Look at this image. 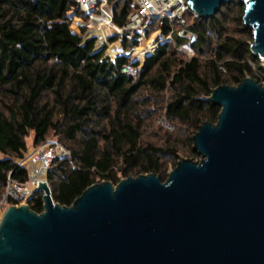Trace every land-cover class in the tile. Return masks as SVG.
<instances>
[{
	"label": "trees",
	"instance_id": "16d2710c",
	"mask_svg": "<svg viewBox=\"0 0 264 264\" xmlns=\"http://www.w3.org/2000/svg\"><path fill=\"white\" fill-rule=\"evenodd\" d=\"M75 6L73 0H0V200L9 178L29 181L18 161L31 133L36 147L51 133L75 145L71 157L54 161L48 174L55 203L70 207L94 184L162 176L165 159L176 158L181 140L167 134L165 147L145 142V118L160 114L170 125L180 124L197 158L194 136L203 124H215L221 112L208 100L212 91L264 77L238 0L222 5L212 19L187 18L186 28L198 38L196 58L187 61L172 45H163L137 80L122 73L127 58L103 60L104 51L95 53L92 41L83 44L74 34L79 24L71 27L69 13ZM150 45L137 54L152 53ZM28 205L41 214L43 195L37 193Z\"/></svg>",
	"mask_w": 264,
	"mask_h": 264
},
{
	"label": "water",
	"instance_id": "95a60500",
	"mask_svg": "<svg viewBox=\"0 0 264 264\" xmlns=\"http://www.w3.org/2000/svg\"><path fill=\"white\" fill-rule=\"evenodd\" d=\"M231 0H189L203 19ZM264 65V0H238ZM209 102L218 121L193 138L200 161L87 188L70 207L48 182L43 212L9 206L0 220V264H264V86L222 85Z\"/></svg>",
	"mask_w": 264,
	"mask_h": 264
},
{
	"label": "built area",
	"instance_id": "2783aa9c",
	"mask_svg": "<svg viewBox=\"0 0 264 264\" xmlns=\"http://www.w3.org/2000/svg\"><path fill=\"white\" fill-rule=\"evenodd\" d=\"M75 8L69 13L71 23L79 21V35L83 44L94 43V52H102L103 60L116 63L121 57L129 60L122 73L137 80L150 57L157 54L166 44L172 45L185 60L196 58L193 47L198 38L187 27V18L192 22L203 20L194 13L189 0H73ZM117 20H124L123 25ZM156 38V40H154ZM180 40V43L178 42ZM151 42L152 53L141 58L137 54ZM118 45V48L116 47ZM119 49L115 55L110 49ZM253 68L254 65L251 64ZM264 69V65H261ZM224 70L223 68H221ZM264 86V77L259 81ZM170 129V125H166ZM71 154L59 143L48 142L40 151L34 152L28 161L29 181L21 184L9 178L5 194L0 200V220L9 206L27 204L37 194L42 182H48V174L54 161L67 159ZM44 180H40V178ZM14 202H19L14 204Z\"/></svg>",
	"mask_w": 264,
	"mask_h": 264
},
{
	"label": "rangeland",
	"instance_id": "374dc122",
	"mask_svg": "<svg viewBox=\"0 0 264 264\" xmlns=\"http://www.w3.org/2000/svg\"><path fill=\"white\" fill-rule=\"evenodd\" d=\"M75 20L71 23V27L74 25ZM230 29L235 30V27L238 25L234 23H229ZM71 29V28H70ZM81 29L78 28V31H76L77 34H79V31ZM81 32V31H80ZM140 55V54H139ZM145 55H143L144 58ZM152 108V107H151ZM146 126L144 128V141L147 143H153L159 147H165V136L167 134L173 135L174 138L180 139V144L177 145V151H176V158L172 159H165L164 162V169L162 176H159L163 182H166L169 178V173L174 170L176 167L174 165L175 162H180L182 159H192L194 161H200V157H192L191 156V149L192 145L186 140L187 138L185 135H181L179 133L180 129H182L180 124L172 123L171 125L168 123V121L165 119L164 116H161L160 114H157L155 116L150 115L149 117L145 118ZM167 124L170 125V129L167 128ZM191 136H193L191 134ZM27 141V147L28 150L24 155V159L22 161H18L26 166V168H29L28 161L30 160V157L34 152L40 151V148L42 147H36L34 144V134L31 133L30 136L26 139ZM48 142H54L61 144L70 154L72 149L74 148V144L70 143L68 141L63 140L60 138L57 134L51 133L48 137ZM46 144V143H45ZM71 157V156H70ZM69 157V158H70ZM67 158V159H69ZM121 175V174H120ZM28 204V203H27ZM24 205V204H22Z\"/></svg>",
	"mask_w": 264,
	"mask_h": 264
},
{
	"label": "bare ground",
	"instance_id": "6f19581e",
	"mask_svg": "<svg viewBox=\"0 0 264 264\" xmlns=\"http://www.w3.org/2000/svg\"><path fill=\"white\" fill-rule=\"evenodd\" d=\"M77 23L79 24V21L77 20ZM40 180H44V178L42 177V178H40Z\"/></svg>",
	"mask_w": 264,
	"mask_h": 264
}]
</instances>
